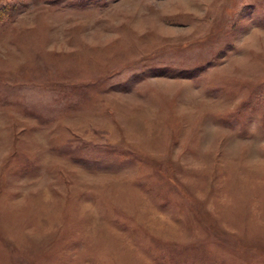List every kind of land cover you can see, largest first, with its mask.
<instances>
[{"label":"rangeland","instance_id":"rangeland-1","mask_svg":"<svg viewBox=\"0 0 264 264\" xmlns=\"http://www.w3.org/2000/svg\"><path fill=\"white\" fill-rule=\"evenodd\" d=\"M0 264H264V0H0Z\"/></svg>","mask_w":264,"mask_h":264}]
</instances>
